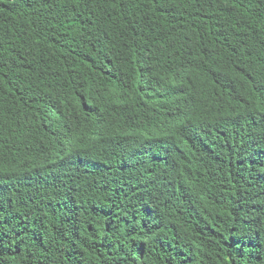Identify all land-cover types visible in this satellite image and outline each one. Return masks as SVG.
Instances as JSON below:
<instances>
[{
    "label": "trees",
    "instance_id": "16d2710c",
    "mask_svg": "<svg viewBox=\"0 0 264 264\" xmlns=\"http://www.w3.org/2000/svg\"><path fill=\"white\" fill-rule=\"evenodd\" d=\"M0 264H264V0H0Z\"/></svg>",
    "mask_w": 264,
    "mask_h": 264
}]
</instances>
